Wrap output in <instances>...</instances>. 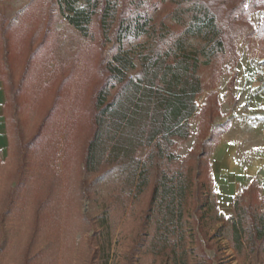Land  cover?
Segmentation results:
<instances>
[{"label": "rangeland", "instance_id": "rangeland-1", "mask_svg": "<svg viewBox=\"0 0 264 264\" xmlns=\"http://www.w3.org/2000/svg\"><path fill=\"white\" fill-rule=\"evenodd\" d=\"M193 1L0 0V264H173L176 235L150 201L164 175L186 186L184 264H242L199 225L208 236L219 226L224 135L239 166L263 157L246 91L261 89L250 77L264 0H197L215 14L206 32ZM101 59L114 82L96 92ZM222 212L233 216V200Z\"/></svg>", "mask_w": 264, "mask_h": 264}, {"label": "trees", "instance_id": "trees-1", "mask_svg": "<svg viewBox=\"0 0 264 264\" xmlns=\"http://www.w3.org/2000/svg\"><path fill=\"white\" fill-rule=\"evenodd\" d=\"M124 6L127 4V0H122ZM132 1V0H130ZM128 2V4L130 3ZM193 7L195 8L192 15L193 18H200L204 22V31H209L210 29H216L217 23L215 19V14L211 8L202 2L197 0L193 1ZM10 26H5L4 30H8ZM217 31L215 32V34ZM98 79L96 81L97 87L96 92L105 89L113 84L114 74L113 72L105 66L103 59L100 60L98 65ZM125 81L121 80L117 82L113 89L114 93L111 98L96 112V118L98 120L105 119L109 113L115 111L117 107V102L123 87L126 84ZM193 105V103H192ZM191 110V109H190ZM180 118L172 125L175 126L180 122ZM158 131L154 132L153 135H157ZM169 154L168 156H170ZM186 191V186L183 183L182 178L179 175L175 177L166 178L164 175L163 180L160 181L159 185L154 187L153 193L151 195V204L158 201L156 206L161 214L160 221L163 223L167 222L168 226L172 228V234L176 235L177 241L172 242V255L173 264H178L182 260L184 264V256L187 258V250L185 248V239L190 238L187 236V229L184 228L183 221V209L180 206L183 194ZM199 192V188H196L194 192ZM247 196V197H246ZM168 215V218L166 217ZM204 217V216H202ZM205 219L202 218V221ZM215 222L219 223L213 235H207V231H204V225H199L202 231V236L206 238L207 242L211 238H223L226 239L230 248L233 250L236 259L241 260L242 264H251L252 256H259L264 252V196L260 194V186L254 181H250L246 186H244L241 191L233 199V216L227 217L222 211L217 210ZM162 223V221L160 222ZM204 223V222H203ZM189 230L192 234L193 241L197 242L198 248L206 260L211 262V260L206 256L205 252L202 250L201 242L198 240L197 234L193 228ZM209 247L210 245L206 243ZM182 247V251H178L175 247ZM178 249V248H177ZM219 251V250H218ZM259 264H264V258L260 260Z\"/></svg>", "mask_w": 264, "mask_h": 264}, {"label": "crops", "instance_id": "crops-1", "mask_svg": "<svg viewBox=\"0 0 264 264\" xmlns=\"http://www.w3.org/2000/svg\"><path fill=\"white\" fill-rule=\"evenodd\" d=\"M246 94L250 96L249 100L251 102V114L257 119V123L253 128V138H254V149L261 148V145L264 142V93L261 90L249 89L246 91ZM5 93L0 90V101L4 99ZM3 104V103H2ZM1 110V106H0ZM5 127L0 118V146H3L6 143V137L4 135ZM227 135H224V141L222 145L215 152V157L213 160V167L215 160H219L222 164L219 168V179L226 181L227 188L226 194L221 195L220 192V201L218 205L220 209L225 212L232 211V200L235 195V181L241 180L243 187L246 186L250 181L256 180L255 182L260 186V193L264 196V152L263 157L260 155L255 156L253 163H249L248 167L239 166L238 163H235L233 160L232 150L234 149V143H227ZM262 149V148H261ZM228 150L231 152V156H228ZM230 157V159H228ZM229 168V169H227ZM229 175L230 178L225 176ZM242 187V188H243ZM241 188V189H242Z\"/></svg>", "mask_w": 264, "mask_h": 264}, {"label": "built area", "instance_id": "built-area-1", "mask_svg": "<svg viewBox=\"0 0 264 264\" xmlns=\"http://www.w3.org/2000/svg\"><path fill=\"white\" fill-rule=\"evenodd\" d=\"M251 81L260 86V90L264 93V57H255L252 62Z\"/></svg>", "mask_w": 264, "mask_h": 264}]
</instances>
